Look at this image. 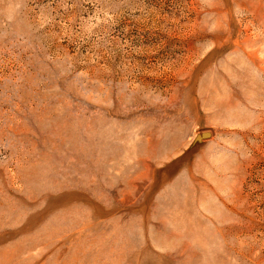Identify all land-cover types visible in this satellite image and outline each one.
<instances>
[{"label": "rangeland", "instance_id": "obj_1", "mask_svg": "<svg viewBox=\"0 0 264 264\" xmlns=\"http://www.w3.org/2000/svg\"><path fill=\"white\" fill-rule=\"evenodd\" d=\"M0 264H264V0H0Z\"/></svg>", "mask_w": 264, "mask_h": 264}, {"label": "water", "instance_id": "obj_2", "mask_svg": "<svg viewBox=\"0 0 264 264\" xmlns=\"http://www.w3.org/2000/svg\"><path fill=\"white\" fill-rule=\"evenodd\" d=\"M209 135H210L209 132H202L201 134H198V135L196 136V139L206 138V137H208Z\"/></svg>", "mask_w": 264, "mask_h": 264}]
</instances>
